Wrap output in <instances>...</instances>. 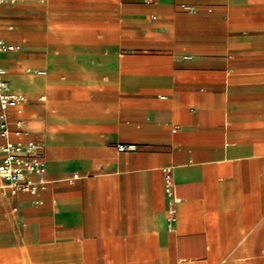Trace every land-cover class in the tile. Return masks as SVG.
Segmentation results:
<instances>
[{
  "label": "crops",
  "instance_id": "1",
  "mask_svg": "<svg viewBox=\"0 0 264 264\" xmlns=\"http://www.w3.org/2000/svg\"><path fill=\"white\" fill-rule=\"evenodd\" d=\"M44 1L0 2L48 179L0 178V264H264V0Z\"/></svg>",
  "mask_w": 264,
  "mask_h": 264
},
{
  "label": "built area",
  "instance_id": "2",
  "mask_svg": "<svg viewBox=\"0 0 264 264\" xmlns=\"http://www.w3.org/2000/svg\"><path fill=\"white\" fill-rule=\"evenodd\" d=\"M4 0H0L3 2ZM152 2L154 0H144ZM17 46L8 44L0 39V54L14 51ZM38 73L44 74V70ZM25 99L22 93L11 89L7 79V69L0 63V178L2 186L12 193L19 191L37 194L48 182L47 170L40 144L33 139L25 137V129L21 119L17 128L10 126L9 112ZM15 136L16 139H11ZM135 144L119 143L118 149L125 151L135 148ZM164 191L168 196V220L176 217V206L180 198L175 193V182L171 167H164Z\"/></svg>",
  "mask_w": 264,
  "mask_h": 264
},
{
  "label": "rangeland",
  "instance_id": "3",
  "mask_svg": "<svg viewBox=\"0 0 264 264\" xmlns=\"http://www.w3.org/2000/svg\"><path fill=\"white\" fill-rule=\"evenodd\" d=\"M50 1H51V0H45L44 3H47V4H48ZM42 19H44V17H43ZM36 30H40V31H42V30H44V28H43V27H38V28H36ZM58 31H60V30H58ZM28 67H32V68H34V69L37 68L36 65H28V66H25V70H26Z\"/></svg>",
  "mask_w": 264,
  "mask_h": 264
}]
</instances>
